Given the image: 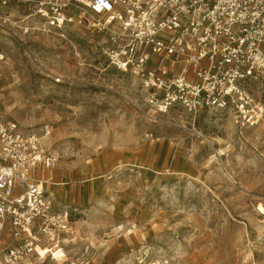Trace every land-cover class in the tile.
<instances>
[{"label":"rangeland","instance_id":"rangeland-1","mask_svg":"<svg viewBox=\"0 0 264 264\" xmlns=\"http://www.w3.org/2000/svg\"><path fill=\"white\" fill-rule=\"evenodd\" d=\"M37 4L0 3V118L52 128L48 187L74 209L77 237L66 264H264V123L154 112L109 65L107 33L80 18L53 28Z\"/></svg>","mask_w":264,"mask_h":264},{"label":"built area","instance_id":"built-area-1","mask_svg":"<svg viewBox=\"0 0 264 264\" xmlns=\"http://www.w3.org/2000/svg\"><path fill=\"white\" fill-rule=\"evenodd\" d=\"M33 2V0H0ZM45 23L77 18L108 34L111 67L159 114L206 109L239 129L264 123V0H37ZM5 55L0 52V61ZM42 134L0 118V264H35L75 242L72 206L48 185L59 157ZM8 242L1 245V239ZM44 252V253H42Z\"/></svg>","mask_w":264,"mask_h":264},{"label":"bare ground","instance_id":"bare-ground-1","mask_svg":"<svg viewBox=\"0 0 264 264\" xmlns=\"http://www.w3.org/2000/svg\"><path fill=\"white\" fill-rule=\"evenodd\" d=\"M51 133L50 132L48 135H46L45 139L48 140V142H51ZM220 155H225L226 153L224 152V149H221L219 151ZM77 173V170L75 171ZM229 177L232 179V181L235 182V179L233 178V176L231 174H229ZM62 184H66L65 182H63ZM260 208H262L264 210L263 206H260ZM224 211H225V215H227V218L233 221V216L231 214V212L224 207ZM130 232L132 233V230L129 231L128 236L130 235ZM44 253V252H42ZM66 252L63 250L60 251H56L55 252V257H53L52 259L55 260L56 264H66V262L68 261V259H65L66 257Z\"/></svg>","mask_w":264,"mask_h":264},{"label":"crops","instance_id":"crops-1","mask_svg":"<svg viewBox=\"0 0 264 264\" xmlns=\"http://www.w3.org/2000/svg\"><path fill=\"white\" fill-rule=\"evenodd\" d=\"M51 174H52V177L55 179V177H54V175H53V173L51 172Z\"/></svg>","mask_w":264,"mask_h":264}]
</instances>
